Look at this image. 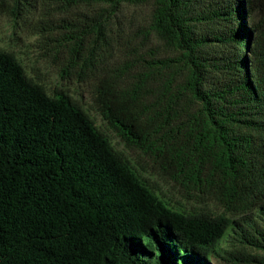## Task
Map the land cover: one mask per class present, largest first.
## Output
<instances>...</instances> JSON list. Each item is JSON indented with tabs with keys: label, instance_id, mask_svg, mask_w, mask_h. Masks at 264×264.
<instances>
[{
	"label": "trees",
	"instance_id": "trees-1",
	"mask_svg": "<svg viewBox=\"0 0 264 264\" xmlns=\"http://www.w3.org/2000/svg\"><path fill=\"white\" fill-rule=\"evenodd\" d=\"M51 1L67 7L150 5L148 28L172 52L145 61L132 88L102 79L101 115L127 144L144 151L165 150L164 142L157 144L164 130L174 142L165 151L191 164L187 174L196 183L205 172L223 203L249 209L264 180V151L253 134L264 131V5ZM12 2L18 9L22 0ZM257 11V20L248 21ZM74 32L70 38L79 44L81 35ZM185 92L204 125L191 124L194 113L182 118L178 112ZM241 247L264 253V204L238 218L168 206L68 95L49 96L12 54L0 50V264L259 262L244 257Z\"/></svg>",
	"mask_w": 264,
	"mask_h": 264
},
{
	"label": "rangeland",
	"instance_id": "rangeland-1",
	"mask_svg": "<svg viewBox=\"0 0 264 264\" xmlns=\"http://www.w3.org/2000/svg\"><path fill=\"white\" fill-rule=\"evenodd\" d=\"M21 5L17 9L12 0H0V50L12 54L25 75L49 96L68 95L160 200L185 212L227 218L252 216L256 206L264 204V180L249 198L253 205L247 210H236L220 200L216 182L207 173L198 174L200 180L196 183L187 174L191 164L173 160L167 152L173 139L169 140L164 130L157 135V144L164 142L167 151H144L127 144L101 115L97 90L102 79L113 81L122 90L132 88L145 69V61L160 59L172 52L148 28L149 4L98 3L67 7L55 5L51 0H22ZM254 5H264V0H254ZM258 15L257 11L248 21H256ZM75 30L81 35L79 44L78 39L70 38ZM176 108L182 118L188 113L199 116H189L194 120L191 124H205L204 117L198 115L199 107L188 93L180 98ZM181 134H175L178 140L184 138ZM253 134L264 151V131ZM181 164L184 165L180 168ZM239 252L247 259L255 257L259 261L242 264H264V253L260 250L241 247ZM215 264L229 263L220 260Z\"/></svg>",
	"mask_w": 264,
	"mask_h": 264
}]
</instances>
